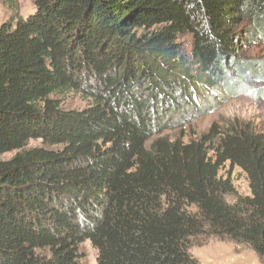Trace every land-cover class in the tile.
Segmentation results:
<instances>
[{
	"label": "trees",
	"instance_id": "obj_1",
	"mask_svg": "<svg viewBox=\"0 0 264 264\" xmlns=\"http://www.w3.org/2000/svg\"><path fill=\"white\" fill-rule=\"evenodd\" d=\"M34 4L0 25V155L15 152L0 161V264H84L85 242L95 264H199L202 235L264 264V133L240 123L161 136L255 76L236 57L244 42L264 45V0ZM69 93L86 106L62 108ZM226 164L249 196L220 176Z\"/></svg>",
	"mask_w": 264,
	"mask_h": 264
},
{
	"label": "rangeland",
	"instance_id": "obj_2",
	"mask_svg": "<svg viewBox=\"0 0 264 264\" xmlns=\"http://www.w3.org/2000/svg\"><path fill=\"white\" fill-rule=\"evenodd\" d=\"M34 3L35 0H0V25L8 21L13 24L17 20L24 21L34 12ZM180 42L184 51L189 50L191 43L189 36L180 38ZM236 61L250 65L252 71L256 72L255 76L238 79V91L218 109L203 112L192 120L176 121L161 136L186 142L200 138L213 125L222 131L230 124L241 125L240 123H248L257 132L264 133V45L244 42ZM56 99L62 108L68 110H80L86 106L84 99L73 93L57 95ZM39 146H41L40 142L31 141L27 147ZM14 154L15 152L2 154L0 161L8 160ZM220 176L224 179L230 178L238 196H249L248 180L240 169L230 168L226 164L221 169ZM226 200L232 203L234 197L228 196ZM80 251L84 255V264H95L97 253L89 242L83 243ZM190 254L199 264H263L247 246L207 235L199 236L194 240Z\"/></svg>",
	"mask_w": 264,
	"mask_h": 264
}]
</instances>
